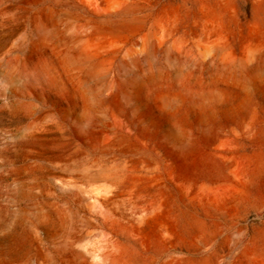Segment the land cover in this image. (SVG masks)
<instances>
[{
    "label": "rangeland",
    "instance_id": "rangeland-1",
    "mask_svg": "<svg viewBox=\"0 0 264 264\" xmlns=\"http://www.w3.org/2000/svg\"><path fill=\"white\" fill-rule=\"evenodd\" d=\"M156 2L192 51L87 77L0 0V264H264V64L198 56L264 49V0Z\"/></svg>",
    "mask_w": 264,
    "mask_h": 264
},
{
    "label": "bare ground",
    "instance_id": "bare-ground-1",
    "mask_svg": "<svg viewBox=\"0 0 264 264\" xmlns=\"http://www.w3.org/2000/svg\"><path fill=\"white\" fill-rule=\"evenodd\" d=\"M156 1L12 0V5L23 11L26 4L36 7L43 4L34 17L35 39L57 48L58 57L65 64L81 68L87 77H92L113 62L125 66L161 53L167 61L174 62L192 51L194 44L189 48L184 46L176 24L162 10L157 11L160 4ZM53 7L67 9L56 12ZM216 36L198 56L206 63H215L218 74L229 78L247 94L250 86L244 80L247 77L242 79L236 72H248L250 78H258L259 67L264 64V49L258 44H247L236 54ZM179 70L177 65L174 71ZM182 99L179 92H172L162 93L159 100L162 108L170 112L178 108Z\"/></svg>",
    "mask_w": 264,
    "mask_h": 264
}]
</instances>
